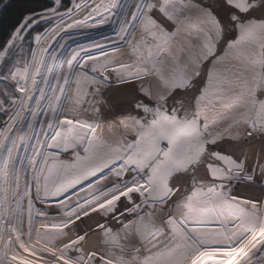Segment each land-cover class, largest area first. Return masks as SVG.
I'll return each mask as SVG.
<instances>
[{"label":"snow or ice","instance_id":"6c2138e0","mask_svg":"<svg viewBox=\"0 0 264 264\" xmlns=\"http://www.w3.org/2000/svg\"><path fill=\"white\" fill-rule=\"evenodd\" d=\"M61 6L54 0L45 12L25 16L0 44L6 67L0 81L11 79L20 93L0 92L7 98H0V111L8 116L0 125V264H264V201L235 194L240 185L264 191V166L258 179L245 158L220 149L222 134L215 130L226 120L229 128L242 126L248 138L264 140V0H74L64 12ZM193 11L198 43L175 55L173 39ZM41 22L48 25L43 32ZM108 22L118 26L111 46L55 50L65 49L73 33ZM33 32L36 47L25 49ZM124 43L146 55L115 64L111 54ZM225 60L229 77L221 72ZM205 70L207 81L198 83ZM111 74L132 87L145 77L157 81L155 91L141 85V96L129 103L120 125L133 134L127 142L97 137L99 106L92 122L74 110L64 115L61 97L72 77L78 95L79 77L91 80L88 94L95 101ZM211 107L227 112L210 117ZM33 190L42 204L56 200L59 222L35 227L34 214L48 213L35 208ZM93 213L115 220L119 229L97 223L79 231ZM97 229L105 251L85 252ZM121 234L139 246L125 248Z\"/></svg>","mask_w":264,"mask_h":264},{"label":"bare ground","instance_id":"6f19581e","mask_svg":"<svg viewBox=\"0 0 264 264\" xmlns=\"http://www.w3.org/2000/svg\"><path fill=\"white\" fill-rule=\"evenodd\" d=\"M196 2L201 4H213V0H196ZM157 18L158 19L160 18L159 14H157ZM108 23H106L105 26L107 27L105 29L102 28H100L99 30L97 28L82 29L78 32L73 33L72 39L67 40L66 48L63 50L59 49L57 52L60 51L71 52L72 49L78 48L80 45L89 46L92 45L93 42H97L99 44L106 46H111L116 35L115 28L118 26L114 25L113 23L111 24ZM166 26L170 30H175V26L173 25L167 24ZM197 27H199V22L196 18L195 12L193 11L190 20L187 22V25L183 26L173 39L172 52L175 55H180L181 51L183 49H186L189 46V44L198 43L195 36V29ZM137 34L138 37L135 35L136 38L135 37L132 38L134 42L139 40V33L137 32ZM52 44L55 45V41H52ZM92 51L98 52L99 49L94 48L92 49ZM81 55H83V53ZM111 55L116 57V59L113 61L115 64H120V63L134 64L137 60L138 55H146V50L144 52H137L132 46L124 43L121 44V47L119 48L118 51H116L114 54ZM170 63L171 61L165 62V67H164L165 71L168 70ZM56 70L58 71L59 69ZM66 70H67V66L65 65V71ZM89 75H94V74L89 72ZM79 79L81 81V92L79 95L77 94V83H76L77 77H72L70 81V85L65 86L67 88V92L61 97L62 105L64 109V115L66 116L71 115L72 113L69 110H74L79 118L88 119L91 122L95 119L94 107L99 106L101 109L100 115H102L103 118L105 116L107 118L108 116L111 118V121L108 122L107 120L106 122L107 123L106 125L108 126L111 123L110 124L111 127L119 123L117 121H118V117H120L121 115H118L117 113L118 110L120 111L119 113L123 112L122 115L126 116L128 114L130 101H132L135 97L141 96V91H140L141 85H143V87L145 88H150L153 91H155L157 88V81L155 77H145L144 80L135 81V87H132L130 85L117 83V77L114 74H111V78L108 81L107 86L103 88V96L98 94L96 96L95 101H93L92 96L88 94L92 90L91 80L85 81L83 77H79ZM52 83H55V81L53 80ZM40 86L44 87L43 84H41ZM77 100H79V103H77ZM125 112L127 113L125 114ZM226 112L227 110L224 107H211L209 109V116L212 117L213 115H215L216 118H220L223 115H225ZM40 119H44V117L41 116ZM112 119H115V121ZM215 130L219 131L222 134V139L218 142L220 145V149L225 152L235 151V154L237 156H241L242 158H245L247 160L249 167L255 169L257 178L259 179L260 168L261 166H264V161L262 160L264 153V140H262L259 136H257L254 139L248 138L244 134V128L242 126L229 128V123L226 120H222L220 124L216 125ZM37 131L38 132L40 131L39 127L37 128ZM233 137H235V139H233ZM210 147H215V146H210ZM66 156L67 154H65V157ZM250 190H252V187L245 188L244 185H240L239 188L236 189L235 194L244 196V193ZM53 201L54 199H50L48 203H52ZM126 204L127 201H124L122 198L119 207L123 209ZM44 211H47L48 213L47 217H40V216H36V217L38 219L42 218V220L44 218L51 220L54 219L61 220L62 218L59 209L57 210L44 209ZM117 215H119V213H117ZM162 215H163L162 213L159 212L156 213L157 218H159ZM85 221H90L92 224L91 226L93 228H95V225L97 223H104L107 226L113 227L114 229H119L120 227L115 220H107L104 216L99 215L97 213H93L91 215V218L85 217L84 223ZM36 222L40 223V221L38 220ZM79 231L82 232L81 227H79ZM97 231L99 232L98 229ZM122 236L123 235L121 234L119 242L125 245L135 240L134 238H129L126 240ZM97 239L99 240V237ZM42 255L46 260L51 259V257L47 252H44Z\"/></svg>","mask_w":264,"mask_h":264},{"label":"rangeland","instance_id":"374dc122","mask_svg":"<svg viewBox=\"0 0 264 264\" xmlns=\"http://www.w3.org/2000/svg\"><path fill=\"white\" fill-rule=\"evenodd\" d=\"M53 6H54V0H49ZM69 4V6H66V8H64V0H62V6H61V9L60 11L64 12V11H67V9L69 8H73V3H74V0H66ZM75 2H80V0H75ZM89 3H91V0H88ZM129 3L132 2V0H128ZM108 24H111V22H109ZM106 23L100 27H98L97 29L99 30L100 28L102 29H105L107 26H105ZM48 27L47 24H45L44 22H41L39 28H38V31H41L43 32L44 29ZM96 29V30H97ZM35 35V32L32 33V35H28L26 36V39L24 41V45H25V49H29V48H35L36 47V44L34 42V40L32 39V36ZM136 36L138 37V34H136ZM135 36V38H136ZM59 38V37H58ZM56 51L59 50V48H56L55 49ZM220 55L223 56V52L221 51L220 52ZM26 58L28 60H31V51H27V55H26ZM116 59V57H114V60ZM21 63H23V61H21ZM227 63V64H226ZM6 71V67L3 66V65H0V72H5ZM232 69L230 67V64L227 60L225 61H222L221 63V72L224 76L226 77H229L231 76L232 74ZM198 82L199 83H205L207 81V72L206 70L204 72H202L201 76L199 78H197ZM7 87V89L11 92V93H14L17 97L20 96V93H15V88H14V82L11 81V79H9L8 81H0V92H2L5 88ZM0 98H3V99H7L6 97H0ZM120 111L118 110V115H121L120 117H118V121L119 123H117V125H113L112 127L108 125H106L107 123V120L108 122L111 121V118L108 116V118L106 117H102V115L99 116V127L97 128L96 130V135L97 137L102 141V142H107V143H116L118 141L120 142H127L125 140V138H131L132 137V133L130 131H128L127 129H124L123 127H121V120L123 118L124 115H122L123 112L119 113ZM127 112H125L126 114ZM95 116V115H94ZM8 119V116L5 115L4 112L0 111V125L3 124L4 121H6ZM97 117L95 116V119L96 120ZM115 121V119H112ZM92 122V121H91ZM40 130V129H39ZM41 139H43V136L40 137ZM33 143H35V141H33ZM48 151H51V150H48ZM52 151H56V150H52ZM262 160L264 161V153H263V157H262ZM51 163V161H50ZM28 176L29 178H31L32 176V173L31 171L29 170L28 172ZM21 183H23V179L21 181ZM260 184H264V180H261L260 181ZM254 190V192H253ZM81 195H83L81 193ZM244 197H247V198H250V199H253V200H256V199H259V200H262L264 201V191H262L261 187L259 186H253L252 187V190L250 191H247L244 193ZM33 198H34V205H35V208H39L41 210H49V209H54V210H57L59 209V206L58 203L56 202V200H54L52 203H45V204H42L40 203L39 201H36L35 200V192L33 190ZM24 227L25 229L27 228V203L26 201L24 202ZM54 207V208H53ZM37 215L34 214V225L35 227H39L40 223L41 222H47V223H52V222H59L60 219H54V220H51V219H38L36 217ZM36 217V219H35ZM40 221V223H37L36 221ZM97 220V219H95ZM91 222L90 221H85L84 224H81L80 227H81V230L83 232V230H85L86 226H91ZM74 235V233H73ZM99 235V236H97ZM99 237V240L97 239ZM101 237V238H100ZM123 237V236H122ZM33 238L35 239V232L33 233ZM100 242V243H98ZM54 243H61V241H54ZM120 243V242H119ZM101 244V245H100ZM121 245H123L125 248H133V247H138V242L137 240H134L133 242H130L128 244H122L120 243ZM100 245V246H98ZM84 251L85 252H88V251H96V252H102V251H105V245H104V238H103V234L98 232L97 230L95 231H92L89 233V236H88V239L86 241V243H84ZM114 251L116 252H119V249H114ZM69 255L71 256H75L76 253L74 252H70ZM126 255V258H130V255L128 254H125Z\"/></svg>","mask_w":264,"mask_h":264},{"label":"trees","instance_id":"16d2710c","mask_svg":"<svg viewBox=\"0 0 264 264\" xmlns=\"http://www.w3.org/2000/svg\"><path fill=\"white\" fill-rule=\"evenodd\" d=\"M64 8L69 6L64 0ZM47 6H53L49 0H0V44L10 36L15 26L32 12L43 13Z\"/></svg>","mask_w":264,"mask_h":264}]
</instances>
